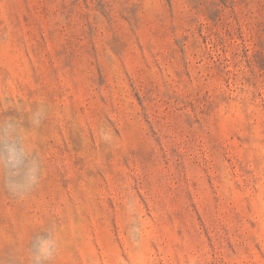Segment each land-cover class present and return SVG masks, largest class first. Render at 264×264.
Segmentation results:
<instances>
[{"label": "rangeland", "instance_id": "obj_1", "mask_svg": "<svg viewBox=\"0 0 264 264\" xmlns=\"http://www.w3.org/2000/svg\"><path fill=\"white\" fill-rule=\"evenodd\" d=\"M0 264H264V0H0Z\"/></svg>", "mask_w": 264, "mask_h": 264}]
</instances>
